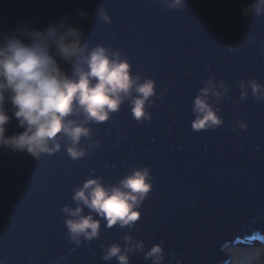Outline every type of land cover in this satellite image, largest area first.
<instances>
[{
    "label": "water",
    "instance_id": "water-1",
    "mask_svg": "<svg viewBox=\"0 0 264 264\" xmlns=\"http://www.w3.org/2000/svg\"><path fill=\"white\" fill-rule=\"evenodd\" d=\"M248 2L185 0L174 10L161 0H0V21L37 27L64 13L83 23L74 9L96 11L99 3L111 23H86L89 48L119 51L133 74L156 87L150 122H137L123 104L107 122L89 125L80 160L63 148L40 161L0 152V264H106L103 248L123 246L125 235L145 251L162 244L164 264H232L229 244L264 245V102L250 89L240 98L242 82L264 85V15L242 17ZM209 79L228 89L214 102L224 123L193 132V98ZM143 167L152 189L134 227L108 229L101 221L97 239L71 241L62 208L75 206L73 190L90 176L111 185ZM131 264L149 262L137 252Z\"/></svg>",
    "mask_w": 264,
    "mask_h": 264
},
{
    "label": "clouds",
    "instance_id": "clouds-1",
    "mask_svg": "<svg viewBox=\"0 0 264 264\" xmlns=\"http://www.w3.org/2000/svg\"><path fill=\"white\" fill-rule=\"evenodd\" d=\"M79 0H72L78 4ZM165 7L178 9L185 0H161ZM83 23L68 13L50 19L43 27L31 20L0 21V152L23 154L35 161L62 150L72 160L86 156L82 139H90V124L107 122L121 106L128 104L137 122L151 121L147 106L156 95L155 81L133 74L129 61L119 51L103 45L89 48L86 23L99 17L111 23L107 11L76 7ZM245 19L264 15V0H249L241 9ZM251 95L264 102V85L256 80L240 84V98ZM228 92L223 81L209 79L193 98V132L215 130L224 121L218 104ZM15 122V130L9 125ZM241 130L247 128L240 123ZM65 143L62 144L61 141ZM152 189L150 170L134 168L115 184L106 185L100 176H90L73 190L74 207L64 205V224L77 246L91 242L104 227H134L139 211ZM87 209V213H85ZM123 246L112 243L103 248L101 259L109 264H131V255L142 252L149 264H164L162 244L145 251L143 241L124 236Z\"/></svg>",
    "mask_w": 264,
    "mask_h": 264
},
{
    "label": "rangeland",
    "instance_id": "rangeland-1",
    "mask_svg": "<svg viewBox=\"0 0 264 264\" xmlns=\"http://www.w3.org/2000/svg\"><path fill=\"white\" fill-rule=\"evenodd\" d=\"M229 251H234L232 264L264 263V245L262 241L229 244Z\"/></svg>",
    "mask_w": 264,
    "mask_h": 264
},
{
    "label": "bare ground",
    "instance_id": "bare-ground-1",
    "mask_svg": "<svg viewBox=\"0 0 264 264\" xmlns=\"http://www.w3.org/2000/svg\"><path fill=\"white\" fill-rule=\"evenodd\" d=\"M249 243H251V242H249Z\"/></svg>",
    "mask_w": 264,
    "mask_h": 264
}]
</instances>
